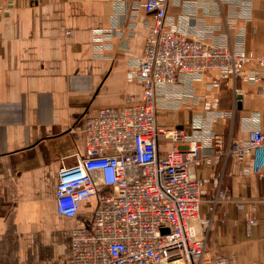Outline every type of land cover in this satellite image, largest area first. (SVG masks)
<instances>
[{
  "label": "crops",
  "instance_id": "crops-1",
  "mask_svg": "<svg viewBox=\"0 0 264 264\" xmlns=\"http://www.w3.org/2000/svg\"><path fill=\"white\" fill-rule=\"evenodd\" d=\"M144 2L0 0V264L67 259L72 230L89 225L93 197L73 217L57 211L58 174L85 155L83 116L101 106L141 101L133 70L153 18ZM166 16L186 36L264 53V0H167ZM217 75L207 70L186 76L156 95L160 124L184 128L209 158L217 150L215 134L226 148L245 141L251 127L264 132V86L229 81L221 85L218 108H203ZM173 146L158 136L160 152ZM253 163L251 155L221 154L193 169L209 178L199 215L210 219V256L264 264V163L259 172ZM217 182L230 200L211 209ZM247 217L256 224L249 226Z\"/></svg>",
  "mask_w": 264,
  "mask_h": 264
},
{
  "label": "built area",
  "instance_id": "built-area-1",
  "mask_svg": "<svg viewBox=\"0 0 264 264\" xmlns=\"http://www.w3.org/2000/svg\"><path fill=\"white\" fill-rule=\"evenodd\" d=\"M166 2H144L153 18L133 70L142 85L141 101L101 106L83 116L85 155L60 168L55 203L68 217L91 197L96 204L89 225L72 230L69 258L48 264H261L208 255L205 232L210 219L200 217L199 210L209 178L196 176L193 169L225 154L251 155L253 170L261 171L264 132L251 127L245 141H231L226 148L215 134L217 150L212 158L205 157L184 128L160 124L156 95L181 78L217 70L203 101L205 110L216 109L222 84L240 80L264 86V53L235 51L186 36L167 20ZM159 135L170 139L171 150L159 151ZM229 195L217 182L208 199L211 209L230 200ZM246 222L251 226L257 220L247 217Z\"/></svg>",
  "mask_w": 264,
  "mask_h": 264
},
{
  "label": "water",
  "instance_id": "water-1",
  "mask_svg": "<svg viewBox=\"0 0 264 264\" xmlns=\"http://www.w3.org/2000/svg\"><path fill=\"white\" fill-rule=\"evenodd\" d=\"M239 97V96H238Z\"/></svg>",
  "mask_w": 264,
  "mask_h": 264
}]
</instances>
